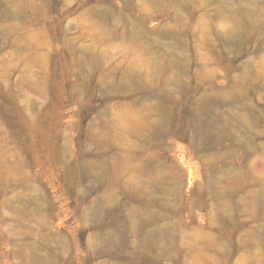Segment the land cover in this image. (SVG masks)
Returning <instances> with one entry per match:
<instances>
[{
	"label": "rangeland",
	"instance_id": "rangeland-1",
	"mask_svg": "<svg viewBox=\"0 0 264 264\" xmlns=\"http://www.w3.org/2000/svg\"><path fill=\"white\" fill-rule=\"evenodd\" d=\"M0 264H264V0H0Z\"/></svg>",
	"mask_w": 264,
	"mask_h": 264
}]
</instances>
